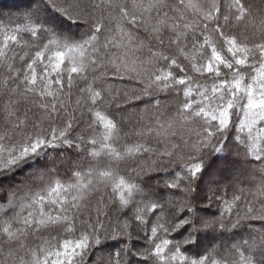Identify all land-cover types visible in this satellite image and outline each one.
<instances>
[{
	"label": "snow or ice",
	"instance_id": "1",
	"mask_svg": "<svg viewBox=\"0 0 264 264\" xmlns=\"http://www.w3.org/2000/svg\"><path fill=\"white\" fill-rule=\"evenodd\" d=\"M0 69V264H264V8L0 5Z\"/></svg>",
	"mask_w": 264,
	"mask_h": 264
},
{
	"label": "trees",
	"instance_id": "2",
	"mask_svg": "<svg viewBox=\"0 0 264 264\" xmlns=\"http://www.w3.org/2000/svg\"><path fill=\"white\" fill-rule=\"evenodd\" d=\"M26 3H27V0H0V5H3L6 9L8 7H11V6H23ZM246 3L252 5V8H253L254 12L257 11L258 9H260V8H264V0H246ZM4 74L5 73L3 72V70L0 69V76H2ZM109 83L114 84L116 87H124L125 85H128L129 87H131V85L127 81L121 82V81H118V80H109ZM81 86H83V85H81ZM73 91L75 93V89ZM158 95H159V98H160V101H161V109H160L161 111H163L165 109V106H173L176 103H178V100H177V98L175 96H168V95H165L163 93H160ZM74 98L75 97H73V99ZM149 101H150L149 97H145L143 99V101H133L132 102V106L128 109L129 113L136 112V111H139V110L148 109V112L146 114L142 113L144 115L145 122H147L148 115H151L152 112L156 111V109L151 108ZM0 102H2V98H0ZM154 102L155 101L152 100V103H154ZM169 110L170 111H174V107H169ZM133 119H135V117H133ZM82 127H83V125H82ZM133 167H136V165H133ZM210 178L211 177H209V179ZM17 179H20V177H17ZM243 186H249V185H243ZM202 188H203V186H202ZM232 191H233L232 189H229V191H228V197L229 198L232 195ZM102 194L104 196V205H105L104 211L107 213V215L106 216L102 215L101 216V220L106 225L109 224L110 222H115L118 219L119 220H124V219H129L131 217V215H132V210L131 209L120 210L119 206L115 202H110L109 201V197L111 195L110 191L106 190ZM100 195H101V193L93 194V196L90 199V203H89L90 209H93V210L95 209V207L97 205V200L99 199ZM249 199H250V197H249ZM200 203L201 204H205V203H207V201L206 200H201ZM241 207H243V205H241ZM125 213L127 215H125ZM94 214L95 213L93 211V215ZM254 227L259 228V227H261V224L259 222H255L254 223ZM142 236H143V232L138 230L136 228V226L134 225L133 226V237L137 238L135 240V243H136L137 249H140V250H143V248L145 247V244L143 243L142 239H140V238H142ZM175 238L176 239H181V237H179V236H177ZM29 239L31 240V237ZM33 242H35V241H33ZM233 242L234 241H226V243H228V244H231ZM202 251H203V249H202ZM217 255L223 256L224 255V250L221 249ZM136 259H142V258L141 257H137ZM134 264H135V261H134Z\"/></svg>",
	"mask_w": 264,
	"mask_h": 264
},
{
	"label": "rangeland",
	"instance_id": "3",
	"mask_svg": "<svg viewBox=\"0 0 264 264\" xmlns=\"http://www.w3.org/2000/svg\"><path fill=\"white\" fill-rule=\"evenodd\" d=\"M217 243H219V241H217ZM210 246V245H209Z\"/></svg>",
	"mask_w": 264,
	"mask_h": 264
}]
</instances>
